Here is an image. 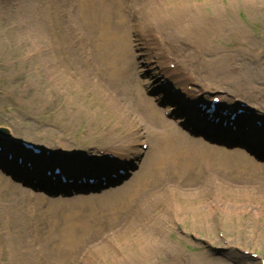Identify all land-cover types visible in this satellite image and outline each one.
I'll return each mask as SVG.
<instances>
[{
	"label": "rangeland",
	"instance_id": "374dc122",
	"mask_svg": "<svg viewBox=\"0 0 264 264\" xmlns=\"http://www.w3.org/2000/svg\"><path fill=\"white\" fill-rule=\"evenodd\" d=\"M184 2L206 18V50L145 29L150 5L173 17ZM163 59L264 112V0H0V126L56 157L117 149L134 170L117 188L49 200L19 197L0 170V264H264V178L161 126L145 91L161 86Z\"/></svg>",
	"mask_w": 264,
	"mask_h": 264
},
{
	"label": "bare ground",
	"instance_id": "6f19581e",
	"mask_svg": "<svg viewBox=\"0 0 264 264\" xmlns=\"http://www.w3.org/2000/svg\"><path fill=\"white\" fill-rule=\"evenodd\" d=\"M154 1V0H152ZM163 2H166L168 0H160ZM145 29L148 33L151 34V36H160V39L162 40L163 44L165 46L168 45V42H175L183 43L184 45L191 40L193 43H196L198 46L202 47V49L206 50L205 46L208 44V36L210 35L209 30L200 31V25L206 22V18L201 15V13H196L194 8L192 6H187V3L184 2V6L178 8L177 11H175V14H169L166 12V10L157 7L155 4H152L149 6L146 14L144 15L143 19ZM211 26L216 29L219 32L225 33L228 35V28L231 27L227 22H225L223 19L219 20L218 18H211L210 22ZM155 33V34H154ZM239 37H241V34H238ZM186 40V41H185ZM247 41L244 37H242L241 46H247ZM240 46V47H241ZM168 47V46H167ZM210 51H215L210 50ZM160 57V55H158ZM164 59L159 62L162 63ZM224 60H217L216 65H222ZM227 66L229 67L228 74H224L227 81H224V85L232 84V80L235 81L234 75H239L240 71H243L242 66L241 68H238L237 66H234V64H238V62H243L244 59L240 58L237 61L236 60H228ZM158 63V64H159ZM243 66H246V64H243ZM234 67V68H233ZM237 67V68H236ZM249 78H253V75L251 73V77L249 74H247ZM234 77V78H233ZM232 78V79H231ZM242 78V77H241ZM186 85H192L194 82L193 80H185ZM223 84V83H221ZM233 85V84H232ZM224 89V88H223ZM225 90V89H224ZM227 94L234 95L235 92L231 89L226 90ZM157 100H153V103L156 104V107H154V111L157 112V118L161 126L163 128L177 134V137L181 143L199 153L205 157H214L219 158L226 163L235 164L243 169L249 170L253 173L261 174L264 176V164L261 162H258L253 156H251L247 152H243L241 150H230L225 148H217L214 146H211L206 141L193 139L189 134L184 132L182 129L178 127V124L174 122L171 119H168L167 112L163 109L159 108L157 104ZM228 102H233V99H229ZM166 145L162 146V155H165L166 150L168 148H165ZM117 150V149H116ZM119 151V150H118ZM119 157L122 160H125L124 157ZM8 185L11 186V183H8ZM28 192V191H26ZM30 192V191H29ZM21 196H26L24 193ZM36 195H33L32 198H35ZM164 247V243L161 241H155L154 244H149L147 246L146 252L147 253H156L160 250H162ZM149 251V252H148ZM148 254V255H150ZM179 261L183 264V254H178ZM205 258V257H204ZM204 261H201L200 264H203ZM211 263V262H210ZM206 262L205 264H210Z\"/></svg>",
	"mask_w": 264,
	"mask_h": 264
},
{
	"label": "water",
	"instance_id": "95a60500",
	"mask_svg": "<svg viewBox=\"0 0 264 264\" xmlns=\"http://www.w3.org/2000/svg\"><path fill=\"white\" fill-rule=\"evenodd\" d=\"M0 134H2L3 136H7L8 135V132L5 131L4 129H1L0 130Z\"/></svg>",
	"mask_w": 264,
	"mask_h": 264
}]
</instances>
